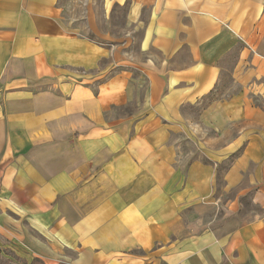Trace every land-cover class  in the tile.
Listing matches in <instances>:
<instances>
[{"label": "crops", "instance_id": "crops-1", "mask_svg": "<svg viewBox=\"0 0 264 264\" xmlns=\"http://www.w3.org/2000/svg\"><path fill=\"white\" fill-rule=\"evenodd\" d=\"M59 1L0 0L1 258L264 264V0H130L141 58ZM133 70L146 88L122 114ZM228 75L237 89L201 114L223 142L181 165L182 109Z\"/></svg>", "mask_w": 264, "mask_h": 264}, {"label": "rangeland", "instance_id": "rangeland-1", "mask_svg": "<svg viewBox=\"0 0 264 264\" xmlns=\"http://www.w3.org/2000/svg\"><path fill=\"white\" fill-rule=\"evenodd\" d=\"M63 8V16L82 30L91 40L107 47L122 44L125 52L132 56L143 57L141 52L140 40L143 35V23L133 20L131 14V1L116 2L114 0H60ZM148 12H144L142 18L147 17ZM88 25H90L88 27ZM234 59L231 58L229 66ZM117 71L125 70L123 68ZM127 71L129 69L127 68ZM133 77L136 78L134 84L135 95L134 102L121 109L122 114H130L139 110L137 103L142 99L146 88L145 78L137 70H133ZM95 82L91 84L94 86ZM140 83L141 86H138ZM237 85L228 75L223 78L220 87L211 96L204 99L203 103L198 106H187L183 108V114L187 119H181L179 127L171 132V142L178 146L181 154V165H187L192 160H206L202 149L209 143L220 144L223 139L217 138V131L205 126L201 121V114L204 108L214 99L223 98L232 94ZM214 165V161H210ZM229 160L218 164L217 170L220 172V181L224 174L223 168ZM184 171V168L182 169ZM244 211H258L251 200L247 198ZM6 260L0 256V264H30L29 262L18 259L15 254ZM31 264H44L43 261L35 260Z\"/></svg>", "mask_w": 264, "mask_h": 264}]
</instances>
